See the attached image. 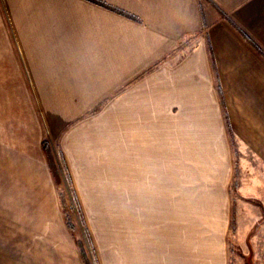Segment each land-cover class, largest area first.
Returning a JSON list of instances; mask_svg holds the SVG:
<instances>
[{"label":"crops","instance_id":"0c3cea01","mask_svg":"<svg viewBox=\"0 0 264 264\" xmlns=\"http://www.w3.org/2000/svg\"><path fill=\"white\" fill-rule=\"evenodd\" d=\"M4 1L57 140L122 142L129 195L137 159L125 264H230L224 101L264 107V0Z\"/></svg>","mask_w":264,"mask_h":264},{"label":"rangeland","instance_id":"374dc122","mask_svg":"<svg viewBox=\"0 0 264 264\" xmlns=\"http://www.w3.org/2000/svg\"><path fill=\"white\" fill-rule=\"evenodd\" d=\"M226 97L225 106L239 105L235 94ZM232 107L230 264H263L264 107ZM42 108L0 0V264H125L139 231L137 159L130 196L122 142L65 148Z\"/></svg>","mask_w":264,"mask_h":264}]
</instances>
